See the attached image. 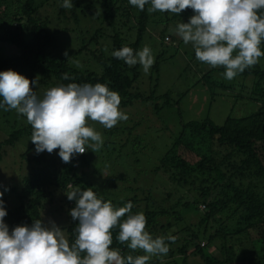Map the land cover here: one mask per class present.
Instances as JSON below:
<instances>
[{
    "label": "trees",
    "instance_id": "16d2710c",
    "mask_svg": "<svg viewBox=\"0 0 264 264\" xmlns=\"http://www.w3.org/2000/svg\"><path fill=\"white\" fill-rule=\"evenodd\" d=\"M72 2L74 6L65 9L61 7L63 0H0V46L12 44L15 47L14 53L5 58L0 56V72L9 69L19 74L30 70L41 71L59 85L107 84L111 90L119 93L120 110L135 107L136 101H142L143 104L153 101V109L158 112V100L163 97L166 98V107L179 104L181 96L189 88L182 89L174 102L171 101V91L156 93L157 84L147 94L136 85L145 75L142 66L137 64L129 67L111 53L123 46L131 47L134 51L141 50L155 36H148V32L151 22L159 16L162 21L165 18L166 22L159 31L156 30L160 39L158 44L170 45L177 50L183 41L173 32L172 23L183 19L188 22L194 15L192 9H186L179 15L172 13V16L163 12L162 16L159 11L149 12L150 4L141 11L132 6L129 0H90L86 4L85 0ZM49 5L52 9L60 5L59 11L64 16L65 24L73 25V30L64 37L68 40L60 46L64 52H56L55 55L50 54L49 48L53 46L57 50L58 37L55 31L49 29L50 17L44 12ZM261 11L264 12V9ZM74 40L79 41L77 47L73 44ZM187 45L192 54L188 58L187 51L183 53V70L194 71L195 85L203 83L210 90L213 87L220 88L227 97L234 94L231 91L234 88L238 94H243L239 98L248 97L254 107L245 115L231 113L223 125L211 118L183 123L179 133L169 139L170 149L162 156L165 161L163 167H174L171 180L186 185L184 190H171L156 197L151 192L154 185H151L146 195L150 200L146 204L131 200L135 203L133 213H137L139 207L144 210L146 230L153 237H167L169 234L175 237L174 243L169 242L168 254L153 257L148 264H192V254L201 256L206 264H264V56L259 58L256 65L229 81L223 78V66L211 67L198 61L191 43ZM260 49L264 52V40ZM65 51L70 56L68 59L64 55ZM160 51L157 63L153 64L155 69L159 68L161 61L176 56V53L171 54L164 49ZM92 62L97 63L99 69H92ZM193 65H196L197 70H194ZM65 73L69 76L67 80L63 79ZM239 79L251 85L248 88L250 90L239 91L236 88ZM2 99L0 97V101ZM137 125L138 122L134 126ZM117 130L116 127L112 132ZM187 130L188 134L185 133ZM31 132V125L23 126L7 132L0 140V170L8 168L1 166L7 163L5 151H8V146L14 147L18 142L27 146L22 152L25 172L16 178L17 183L2 180L5 191L2 199L7 211L4 221L10 232L18 225L31 226L34 220L42 219V209L55 200L54 189L60 193L57 203L70 212L75 207V201L67 199V185H83L72 163L79 160L85 162L89 153L74 155L71 162L59 164L57 161L60 157L53 153H36ZM139 139L140 135L136 140ZM128 179L122 178L124 182H128ZM17 186L22 187V192L16 196ZM14 192V203L10 205L8 196ZM112 204L116 206V203ZM194 219L199 221L193 224L190 221ZM77 224L78 221L72 220L66 227L70 244L75 240L73 229ZM118 231V227L112 230L111 247L120 249L121 254L126 256L130 250L116 240ZM202 238L207 240L206 246L200 242ZM210 245L216 246L222 258L207 253ZM131 254L144 253L137 250Z\"/></svg>",
    "mask_w": 264,
    "mask_h": 264
},
{
    "label": "clouds",
    "instance_id": "9594fccd",
    "mask_svg": "<svg viewBox=\"0 0 264 264\" xmlns=\"http://www.w3.org/2000/svg\"><path fill=\"white\" fill-rule=\"evenodd\" d=\"M129 3L141 11L150 4L149 12L177 15L192 9L194 15L188 22L178 23L175 34L185 45L191 43L198 61L211 67L223 66V76L229 81L264 56L260 49L264 40L261 11L264 0H129ZM73 6L72 0H63L61 5L65 9ZM64 55L70 57L67 51ZM111 55L129 67L140 64L145 73L154 64L148 46L137 51L123 46ZM39 79L37 76L30 81L12 69L0 72L3 98L0 108L6 112L15 110L26 117L37 154L44 151L51 154L59 149V157L69 163L74 155L84 154L88 149L97 152L103 145L102 135L87 126L89 120L111 129L128 119L119 108V93L107 84H60L47 89L41 98L33 90ZM63 79L69 76L65 73ZM67 189V199L75 201L69 214L73 221H78L71 244L54 221L45 224L43 219H36L31 226L18 225L10 232L4 221L7 215L4 193L0 192V264H148L153 257L167 255L169 242H175L170 234L153 237L146 230V216L143 212L133 213L131 201L115 207L111 201L98 197L92 188L81 190L69 183ZM117 227L116 240L130 250L126 256L111 247L112 230ZM137 250L144 254H131Z\"/></svg>",
    "mask_w": 264,
    "mask_h": 264
},
{
    "label": "rangeland",
    "instance_id": "374dc122",
    "mask_svg": "<svg viewBox=\"0 0 264 264\" xmlns=\"http://www.w3.org/2000/svg\"><path fill=\"white\" fill-rule=\"evenodd\" d=\"M87 2H90V0H85V4ZM59 9L60 5H57L56 8L53 9L49 5L44 9L45 14H47L46 16L50 17V24L48 27L51 31H55L58 37L56 42H59L57 50H55L53 46L49 48L51 55H55L56 52H64V50H60V46L68 40V38L64 37L69 34L70 30L73 28L72 23L71 26L65 24L64 16ZM168 14L171 15L172 13ZM162 16H164L163 12ZM159 17L151 22L148 32V34H150L148 36H155L149 40L147 36L145 40L148 41L143 47H150L152 55L154 56V64L157 63V54L161 53V49L171 54L176 53V56L165 62L161 61L157 69L152 66L148 73L142 70L145 75L142 79H139L136 85L141 91L150 94V91L157 84L158 88H156V93L161 94L171 91L170 95L172 102H174V99L178 98V94L182 89L189 88V91L181 96L179 104L172 105L171 107H166L164 105L166 103V98L163 97L158 100L160 107L158 108V112L160 113L153 109V106L155 107V102L151 101L143 104L142 101H136L135 107L130 106V108L121 110L128 115V119L126 121H119L117 125L111 129L104 128L99 122L89 120L87 126L92 127L102 135L104 141L103 145L97 152H93L90 149L86 150V153H89L87 160H85L86 163L84 160L74 161L72 163L79 178L83 181V185H78V187L81 190L92 188L97 193L98 197L102 198L104 201L116 203L115 207H123L124 204L131 200L135 202L140 200L146 204L147 201L150 200L147 199L149 197H146V195L149 194L148 191H150L151 185H154L153 191L151 192L155 194L156 197H159L158 194L161 193L166 194L167 191H175L176 189L184 190L186 185L182 186L178 180H171L174 167L171 165L169 168H164L163 163L165 161L162 159L165 151L170 149L169 139L175 137V135L179 133L180 128L183 127V123L202 121L211 118L215 123L223 125L231 113L245 115V113L250 112L254 107L253 103L249 102L247 99L248 97L242 96L239 98V96L243 94H238V91L236 92L234 88L231 90L234 94L231 93L230 97H227L220 88L213 87L210 90L209 87H205L203 83L195 85L193 83V78L196 76L194 71L189 70L185 72L183 70L185 66V56L183 53L187 51L186 56L190 58L192 54L191 48L188 45H184V43H182V46L177 50L175 48L173 49L170 45L160 46V44H158L160 39L157 37L158 32H156V30L159 31L163 27L166 19L164 18L162 21ZM181 22L186 23L187 20L183 19L182 21H173V23H171L175 29V23L178 24ZM64 25L65 27L63 28ZM153 43H156L157 46L155 47ZM73 44L77 47L79 41L74 40ZM13 51H15V47L12 44L0 46V56L3 58L14 53ZM92 63L93 64L90 65L92 69H99L97 63ZM193 68L197 70L195 69L196 65H193ZM21 75L25 76L30 81L39 76V84L37 87H34L33 90L41 98L47 89L59 85L57 81L54 82V80L45 76L41 71L33 72L30 70ZM238 82L239 84H237L236 88L239 89V91L250 90L248 88L251 85H246L242 82V79H239ZM234 95L238 97L233 98ZM232 98L235 101L232 100ZM18 121L20 124H18ZM136 122H138V125L134 126ZM27 125L29 124L26 117L18 115L15 110L6 112L0 108V140L7 135V132L14 131L15 129ZM116 127L119 130L112 132ZM128 129H132V131L129 132ZM185 133L188 134V130ZM138 135H140V139L136 140ZM180 136L182 135L180 134ZM7 148L8 151H5L7 153V166L4 164H1V166L8 168L0 170V173H3L0 175V192H5L2 180H9L12 181L13 184H16L18 181L16 178L21 173L25 172L22 166L25 162L22 158V152L27 149V146L18 142L14 147L8 146ZM58 152L59 150H54L52 153L59 158ZM57 162L63 164L60 158ZM123 177L129 178L128 182H124L122 180ZM153 180L154 182L152 183ZM104 184H106L105 187H103ZM52 191L55 193V200L46 204L42 209V219L45 224H48L49 221H54L65 231L66 237L68 238L66 227L71 224L72 218L67 208L57 203V200L60 198V193L55 191V189ZM21 192L22 187L17 186L16 196ZM14 196L15 192L8 196V204L13 205L11 203H14ZM132 203L135 204L134 202ZM200 206L204 207V205ZM136 211L143 212L144 210L139 207ZM198 221V219H194L190 222L194 224ZM200 242L203 246L207 245V240L204 238H202ZM207 253H210L213 257L217 256L222 258L215 245H210L207 249ZM190 259L191 263L193 262L192 264H206L202 257L198 255L192 254Z\"/></svg>",
    "mask_w": 264,
    "mask_h": 264
}]
</instances>
